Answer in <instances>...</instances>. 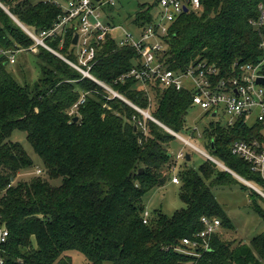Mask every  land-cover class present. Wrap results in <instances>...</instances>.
<instances>
[{
    "label": "trees",
    "instance_id": "obj_1",
    "mask_svg": "<svg viewBox=\"0 0 264 264\" xmlns=\"http://www.w3.org/2000/svg\"><path fill=\"white\" fill-rule=\"evenodd\" d=\"M200 1L199 11L185 12L164 38L166 48L159 57L169 70L184 72L207 62L227 78L235 74V63L259 64L264 59V25L255 24L264 0ZM0 4L16 19L0 5V223L10 233L0 245V264H73L69 251L85 256L86 264H264V232L249 244L215 235L201 258L177 250L182 239L203 230L204 216L234 229L214 188L240 186L250 196L251 209L264 220V197L209 158L198 169L186 167L177 174L185 207L172 216L155 211L144 222L145 195L165 186L176 167L170 150L178 137L128 102L149 111L169 130L193 137L186 120L194 107L190 91L163 89L157 81L143 85L125 76L139 67L141 56L133 46H120L111 34L97 50L90 72L94 79L37 46L33 57L41 75L34 83H24L3 51L31 55L36 42L26 30L40 36L65 11L54 0ZM157 4L142 5L131 23L138 29L152 24ZM74 35L69 27L45 43L76 62ZM82 96L84 102L70 114ZM207 114L212 121L202 135L209 155L264 189V179L231 152L236 140H257L264 147V122L247 126L241 119L227 125ZM15 131L26 132L45 175L18 180L35 163L22 143L12 140Z\"/></svg>",
    "mask_w": 264,
    "mask_h": 264
},
{
    "label": "built area",
    "instance_id": "obj_2",
    "mask_svg": "<svg viewBox=\"0 0 264 264\" xmlns=\"http://www.w3.org/2000/svg\"><path fill=\"white\" fill-rule=\"evenodd\" d=\"M108 1L114 2L113 0ZM54 2L63 6L55 0ZM66 2L67 6H63L65 14L52 29L42 32L40 36L26 30L36 42L31 51H35L34 48L37 46L49 49L80 72L83 77L94 79L90 72L96 64V55L100 44L105 41L109 34L113 35L117 29H121L123 31L121 38L117 39L113 35L118 44L120 46H133L141 56V65L133 68L125 76L135 77L143 85L157 81L163 89L188 90L192 94L193 106L202 108L211 115L215 113L216 119L223 113L228 119L227 125H232L235 120L241 119L247 126H252L251 121L253 119H255V123L264 122V83L262 85L257 83L258 78H264V59L259 64L235 63L233 65L235 74L227 78L219 77L220 74L216 65L207 62L191 65L184 72H180L169 70L160 60L159 53L166 48L164 38L168 36L170 26L184 15L185 6L188 11L190 9L199 11L200 0H159L155 20L152 24L139 28V34L127 31L121 26L105 23L102 19L105 16L101 8L103 0H66ZM259 10L261 14L258 22H254L256 26L264 25V8L261 4ZM69 27L73 28L74 37L78 36L77 44L73 45L76 62L61 57L45 43L48 37L65 34ZM260 48L264 54V40L261 41ZM14 52L3 51L8 57L9 64L16 63L18 50ZM104 87L113 92L106 86ZM113 93L115 96L123 98L118 93ZM83 102L84 96L73 106L70 114L76 112ZM175 135L199 150L179 134L175 133ZM231 152L250 164L252 170L264 179V147L257 140L250 142L236 140L231 146ZM185 157L184 153L178 155V158L185 159ZM172 181L176 184L180 183L177 176H174ZM147 220L148 215L146 214L144 222L147 223ZM200 223L203 226L202 231L195 233L190 238L182 239V243L177 249L181 254L201 258L205 251L211 247L210 240L212 237L222 234L221 219L204 216ZM9 235L8 229L0 223V245L7 242Z\"/></svg>",
    "mask_w": 264,
    "mask_h": 264
},
{
    "label": "rangeland",
    "instance_id": "obj_3",
    "mask_svg": "<svg viewBox=\"0 0 264 264\" xmlns=\"http://www.w3.org/2000/svg\"><path fill=\"white\" fill-rule=\"evenodd\" d=\"M55 1L59 2L64 7L67 6L66 0ZM103 1L104 2L101 3V8L103 9L105 16L102 18L103 21L107 24L110 23L116 26L124 27L127 31H132L135 34H139V30L131 23L130 19L135 16L142 5H153L157 2L159 3V0H113L114 2H109L108 0ZM113 35L115 38L119 39L123 36V31L121 29H117ZM34 49L35 51H31V55L29 53H21L19 51L16 54V63L12 70L16 72V78L20 81L34 83V81H36L41 75L38 64L36 63V58L33 57L36 55V53H38L39 49ZM144 112L150 115L149 111ZM144 116L147 118L146 115ZM217 119L221 120L223 124H226L228 121L227 117L224 116L223 113L217 117ZM186 120L188 121L187 123L189 128L194 131L195 134L193 137L189 133H183L180 134V136L204 152L202 153V151L197 150L189 143H185V141L178 137V140L174 142L172 149L170 150L171 154H173L177 160L176 167L173 169L170 179L167 181L165 186L154 188L145 195L144 213L148 216H151L155 213V211L159 210L168 216H172L176 210L185 207L181 197L179 196L180 184H175L171 180L174 176H177L180 170L186 167L198 169L203 161L206 160V154L209 155L210 153L206 148V144L204 143L205 138L202 135L203 127L207 126L209 122L212 121L210 115H208L204 109L194 106L190 109ZM251 124H256L255 119L251 121ZM12 140L17 143H22L25 150L29 153V155H31L35 163L34 169L31 170L32 172H28L26 174L22 172L19 175L18 180H29L36 174L45 175V171L43 170L41 164L42 160L39 155L34 153L32 146L26 140V132L15 131L12 134ZM180 153H184L185 156L189 154L191 157L190 160L187 161L186 157L185 159L178 158ZM221 168L223 167L221 166ZM59 183L60 179L55 180L54 182L55 185H58ZM251 183L256 189L264 193V189L260 184L255 182ZM212 192L216 196L218 203H220L223 209L227 212L232 225H234V229L222 228L221 237L225 241H242L245 244H249L251 242V238L264 232V220L254 210L251 209L250 196L247 191L242 190L240 186L237 185L233 188H214ZM261 205L264 209V204ZM69 255L71 260H73V264H86L87 262L85 256L77 251H69Z\"/></svg>",
    "mask_w": 264,
    "mask_h": 264
},
{
    "label": "water",
    "instance_id": "obj_4",
    "mask_svg": "<svg viewBox=\"0 0 264 264\" xmlns=\"http://www.w3.org/2000/svg\"><path fill=\"white\" fill-rule=\"evenodd\" d=\"M95 1H99V0H95ZM188 1H189V0H188ZM0 5H2V6L4 7V9L9 13V15H10L13 19H15V18L10 14V12L5 8V6H4L3 4H0ZM184 11H185V12L188 11V9H187L186 6L184 7ZM15 20H16V19H15ZM77 40H78V36H75V37H74V41H73V45H76V44H77ZM257 83L262 85V84L264 83V78H263V77L258 78V79H257ZM122 99H123V98H122ZM123 100H124V101H127L126 99H123ZM127 102H128V101H127ZM128 103H129L132 107H134L137 111H139L140 113L146 115L147 118L151 119L152 121L158 122V123H159L161 126H163L167 131H169L171 134H174V135H175L174 131L169 130V129H168L166 126H164L162 123H160L159 121L153 119V117H151L148 113H146V112H144L142 109H139L138 107L134 106V105L131 104L130 102H128ZM212 117L215 118V117H216V114H215V113L212 114ZM74 121H78V118H77V117L74 118ZM175 136H176V135H175ZM206 156H207V158H209L210 160H212L215 164H217V165H221L223 168H225V170H227V171H229L231 174L235 175L237 178H239V180H242L246 185L252 187L255 191H257L259 194H261V195L264 197V194H262L258 189H256V188L252 185L251 182H247L246 180L242 179L241 177H239V176L236 175L235 173L231 172L227 167H225L224 165H222L219 161H216V160H215L213 157H211L210 155L206 154ZM190 158H191V157H190V155L188 154V155L186 156L187 161L190 160Z\"/></svg>",
    "mask_w": 264,
    "mask_h": 264
},
{
    "label": "crops",
    "instance_id": "obj_5",
    "mask_svg": "<svg viewBox=\"0 0 264 264\" xmlns=\"http://www.w3.org/2000/svg\"><path fill=\"white\" fill-rule=\"evenodd\" d=\"M200 150V149H199ZM202 151V150H201ZM202 152H204V151H202Z\"/></svg>",
    "mask_w": 264,
    "mask_h": 264
}]
</instances>
